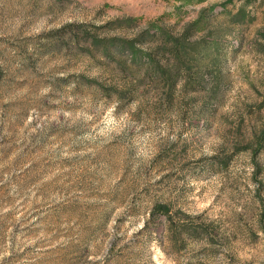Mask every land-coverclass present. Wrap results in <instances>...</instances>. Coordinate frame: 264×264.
I'll return each instance as SVG.
<instances>
[{"label":"rangeland","instance_id":"rangeland-1","mask_svg":"<svg viewBox=\"0 0 264 264\" xmlns=\"http://www.w3.org/2000/svg\"><path fill=\"white\" fill-rule=\"evenodd\" d=\"M0 264H264V0H0Z\"/></svg>","mask_w":264,"mask_h":264},{"label":"trees","instance_id":"trees-1","mask_svg":"<svg viewBox=\"0 0 264 264\" xmlns=\"http://www.w3.org/2000/svg\"><path fill=\"white\" fill-rule=\"evenodd\" d=\"M168 211V210H167Z\"/></svg>","mask_w":264,"mask_h":264}]
</instances>
